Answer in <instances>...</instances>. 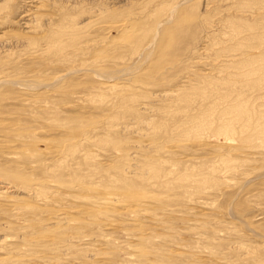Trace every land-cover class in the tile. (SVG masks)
I'll list each match as a JSON object with an SVG mask.
<instances>
[{
  "label": "rangeland",
  "instance_id": "rangeland-1",
  "mask_svg": "<svg viewBox=\"0 0 264 264\" xmlns=\"http://www.w3.org/2000/svg\"><path fill=\"white\" fill-rule=\"evenodd\" d=\"M220 1L0 0V264H264V138L220 131L213 89L168 103ZM262 5L236 18L263 34ZM71 19L87 39L52 43Z\"/></svg>",
  "mask_w": 264,
  "mask_h": 264
},
{
  "label": "bare ground",
  "instance_id": "bare-ground-1",
  "mask_svg": "<svg viewBox=\"0 0 264 264\" xmlns=\"http://www.w3.org/2000/svg\"><path fill=\"white\" fill-rule=\"evenodd\" d=\"M220 3L225 4V6L223 7L224 9H221V11L216 12L214 14L208 13L206 15L204 14L205 16L201 15V17H202L201 19L206 20V22H207V25L205 24L206 26H210V24L212 22L215 23V21L218 23L217 26L218 27L220 26L221 32L218 35L217 32L220 30L218 28L215 31L214 36L215 35L218 36V39L216 38V40L220 45H222V47L214 48L215 50L212 53H210L211 56L209 55L210 57L205 58L206 61H203L204 58H200V59L193 61L194 64L207 66L208 67L207 71H203L200 69L196 70L195 67H192L193 64H190V66H186V68L183 69L182 72L185 76H184V82H182V83L185 86L178 87V89H179L178 92L173 94L172 99H170L171 101L169 100L168 103L170 105L174 104V106H175V104L179 105L181 108L184 107V110L182 112L185 113V110H189V111L192 110V106H193V104H195L194 103L195 100L193 98L194 95L188 94L189 91L197 90V89L200 91V89H205L206 87L213 89V91H218L217 93H213V94H215L213 96V99L209 102V100H208L209 98H207V99L203 100L204 102H202V103H207V100H208L209 106H213V108H214V106L217 104L219 107L220 106L222 107L220 110V112H222V113H219V115L222 114L223 119L222 120L219 119V120H221L220 122L223 121L224 125L219 128L220 131L222 129H224V130L225 129H227V130L231 129V131H229V132H230V134H233L234 130L236 131V125L238 123L239 124L238 126L241 127L240 131L238 133L237 132L234 133V135H231V136H235V137L237 135L239 136L241 131L244 132L246 130L245 128L248 126V127H251L253 129V131L249 135L245 134L246 136H248L249 138H259L258 136L264 138V94H262V95L259 94L260 96H258V97L253 95L254 91L257 90V89L255 90V88L259 89L258 86L261 87V84L264 83V33L262 34V33L257 32V28H256L257 24H255L256 26H254V27H247L248 24H245V22L242 20L243 18L240 19L241 16L238 15V13L241 15L250 14V12H251V14H252V12L256 13L254 11L256 9H254L253 6L258 5V3L260 4V0H257V1H252V0H221ZM165 4H162V5L160 4V5L163 6ZM159 6H157L158 9H160ZM158 9H156L155 11H158ZM258 11H259V13L261 11H264V5H262L260 10H258ZM231 13H234L235 15L229 16ZM237 15L240 18L239 17L236 18ZM259 15L261 16L262 14H259ZM34 16H35V14L34 13L32 14L31 12H30V14H27V17H31V19L32 18L34 19ZM216 16H220V17L214 21L213 18ZM35 18L37 19V17H35ZM257 18H260V17H257ZM73 22H74V20H72V23H70L71 25L69 28H67V30H66V27H63V28H65L64 30H61L60 32L55 31L56 33L53 32L54 37L51 36L52 37L51 39L53 40V41L51 40L52 43L60 42L63 39V37L64 38L67 37L71 40L74 39L77 41L84 40V38L87 39L88 33H87V30H85L86 27H83V26H82V28L75 27V23H73ZM227 22H231V24L230 23L227 24ZM247 22H249V21H247ZM214 23H212V24H214ZM202 25H203V23H202ZM76 26H77V24H76ZM261 26H260V24L258 25L259 28ZM123 27H124L123 25H119L116 27H106V29L108 28V29L113 30L114 28H116L117 31H119L118 29L121 30V28L123 29ZM262 28H263V26H262ZM144 36H145V34H144ZM208 39H209V37H208ZM219 44H217V45H219ZM55 47H56V45H55ZM205 51H202V52L204 53ZM256 51L259 53H255ZM189 59H191V57ZM204 70H206V69H204ZM195 71L202 73V74H200V75L197 74V75L192 76L191 74L194 73ZM60 80H61V77H60ZM224 85H226V86H224ZM114 88H116V87H114V85L110 87V89L112 91ZM252 89H253L252 93L246 94L247 92L251 91ZM107 90H109V89H107ZM119 96L121 97V94H119ZM157 97H160V96H156V98ZM165 97L168 98V96H165ZM196 97H198V96H196ZM202 98H205V97H201V99ZM81 99H82V97H81ZM81 99H80V101H81ZM130 99H126V98L123 99L124 100L123 103L130 102L132 100V99L131 100ZM135 99H136V96H135ZM145 99H147V97ZM198 99H196V100H198ZM132 101H131L132 103L138 102V100H132ZM202 103L196 107V110H194L193 113L188 114L186 111L187 114L184 117V120L179 121V124L176 126L177 127H181L183 125L185 126L187 123V124H191L195 127V126H197V124L201 120H204L201 124L202 126L205 125V122L207 124V120H206L207 118L206 117L208 115H210V112H209V110H205V111L199 110L203 106ZM147 106H149V105H147ZM147 106L143 105L142 108L144 110H146ZM213 108L211 107V109H213ZM212 114H213V112H212ZM215 114H218V112L217 113L215 112ZM213 117L215 118V116H213ZM219 117L220 116H218V118ZM228 117H229V119H228ZM218 118H217V120H218ZM238 129H239V127H238ZM242 129H245V130H242ZM186 130H188V129L186 128ZM178 131H180V130H178ZM245 132H247V130ZM227 134H228V132H227ZM255 135H258V136H255ZM243 136L244 135H242V137ZM245 140H246V138H245ZM155 144L157 145L158 143H155ZM158 146H159V144H158ZM156 147L154 146V148H156ZM158 149H159V147H158ZM246 154H248V153H246ZM70 156H71V154H70ZM89 158H90V156H89ZM152 166H153V164H152ZM129 167H130V165H129ZM138 167L140 169V165ZM153 167H155V166H153ZM229 167H230V165H229ZM149 168H152V167L150 166ZM142 169H143V167H142ZM153 170L158 172V169L154 168ZM221 170H222V168H221ZM229 171L230 170H228V172ZM156 172H155V175H157V178H161L160 176H158V175H160L161 172H159V173H156ZM170 174H173V173H170ZM245 222H242V223H245ZM0 261H2V260H0ZM4 262H5V260H4Z\"/></svg>",
  "mask_w": 264,
  "mask_h": 264
}]
</instances>
